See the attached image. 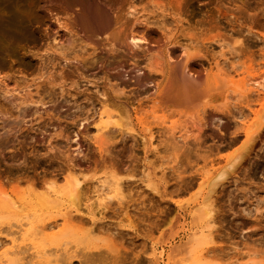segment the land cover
<instances>
[{
  "label": "rangeland",
  "instance_id": "1",
  "mask_svg": "<svg viewBox=\"0 0 264 264\" xmlns=\"http://www.w3.org/2000/svg\"><path fill=\"white\" fill-rule=\"evenodd\" d=\"M58 2L0 0V65L7 66L0 68V75H7L0 76V191L33 201L48 185L61 189L71 173L88 196L104 179H118L120 191L99 200L94 210L92 234L84 227L88 215L80 213L83 225L79 220L47 235L77 243L73 253L80 255L56 259L59 264H154L151 245L165 251L186 240L193 225L189 214L201 194L196 172L209 166L198 154L206 156L219 139L226 144L238 136L236 147L244 139L241 128L251 114L244 107L247 98L238 93L254 94L241 89L228 90L226 99L218 94L237 87L243 76L261 82L264 92V0H96L105 8L115 6L112 15L132 21L134 31L154 29L163 36L160 47L132 49L113 35L92 34L71 11L55 14L52 6ZM84 4L79 0L74 8L80 11ZM128 4L135 13L125 17ZM42 12L59 19V27L49 37L46 30L33 45L44 33L38 23ZM167 48L182 52L177 60L191 57L189 64L203 69L200 79L223 78L225 86L190 104L164 102L157 94L164 77L148 67H163ZM22 53L32 60L31 70L20 65ZM114 97L133 124L123 135L112 126L98 145L94 125L105 109L117 115ZM218 107L242 115L236 129L235 119L218 113ZM214 117L224 120V134L214 129ZM202 122L198 133L195 127ZM144 126L153 135L149 143L139 135L147 133ZM171 133L182 136L179 145L187 142L189 164L165 148L163 138ZM213 205L218 213L198 247L199 263L264 264V125L248 158L217 188ZM42 208L40 218L49 220H59L64 210ZM25 255L29 258V251Z\"/></svg>",
  "mask_w": 264,
  "mask_h": 264
},
{
  "label": "bare ground",
  "instance_id": "2",
  "mask_svg": "<svg viewBox=\"0 0 264 264\" xmlns=\"http://www.w3.org/2000/svg\"><path fill=\"white\" fill-rule=\"evenodd\" d=\"M77 1L79 0H60V2L52 6V10L55 14L61 12L65 13L67 11L73 12L74 15L82 21V26L84 28L85 26L86 28H90H87L89 32L91 31L92 34L96 35H113L128 49L137 47L140 44H147L149 47L151 45L157 47L161 45L160 42L163 40V36L161 37L158 31L154 29H146L144 32L142 31L143 33H140L143 29L135 28L136 31H134L131 23L132 21L129 19H122L121 22L122 15L116 13L113 16L112 11L115 6L105 8L98 4L96 0H85L84 7L78 11L74 8ZM134 13L135 9L128 4L125 9V17L133 15ZM51 19L52 18L46 15V13L44 14V12L40 14L38 23L44 33L36 35V38L33 39V45H39L44 38L46 30L47 33L49 31V37V34L54 33L53 29L59 27V19L54 17L53 21H56L57 24ZM55 39L56 38L53 37L51 40L55 41ZM58 43L59 41L54 45H57ZM177 49L173 48L170 51L168 48L166 49L164 58L165 63L160 69L147 66L148 68L158 70L164 77V84L157 90L158 96L162 98L161 100L164 102H175L179 105L190 104L199 99H207L212 90H218L225 86L222 80L223 78H211L209 81L200 79V71L203 72V69L198 64H189L191 60L190 56V60L187 58H182L183 60L179 59L183 57V55L180 54L181 51ZM179 54L182 56L177 60V55ZM20 65L24 70H31L32 60L22 53L20 54ZM155 66L158 67L157 65ZM0 68L6 70L7 66L6 64H4V66L0 65ZM137 71L140 74L143 72L140 68H138ZM247 72L249 74V69ZM3 76L7 75L3 74ZM3 76H1V78ZM144 77L146 78V76ZM235 84L237 87L222 89L218 95L223 99H226L229 95V93H227L228 90H232L233 93H236L237 89H241L242 91L249 90L250 93L254 94V97H252L243 92L238 93L239 97L243 96V98H247H244V107L247 109V112L251 114L241 128L244 139L241 140L239 147L234 146L237 141H240L238 139L239 137L235 135H233L234 137H231L227 143L225 141L226 144H224V141H221V139H219V143H217L218 141H215L216 143H213L212 141L213 145L212 147L209 146L207 148L209 153L206 154V156L204 154L203 156H201V154H198L200 156H197L196 154L197 157H203V160L205 161L208 159L209 166L202 170H197L196 172V175L198 176V180L196 179V185L201 194L189 214L190 221L193 225L190 228L186 240L179 244H172L165 251L163 249L158 250L157 247L151 245L150 254L154 264H200L198 257L202 256L200 255L202 252L198 247L203 243L206 235H208L206 229L213 223L215 215L218 213L213 205L217 188L223 184L228 176L234 174L236 169L241 166L246 158H248L253 149L255 140L259 137L260 130L264 125V92L261 90L262 83L258 80H251V78L248 79L243 76L236 81ZM113 101V104H116L119 108L117 111L118 113L114 116L107 112L106 109L99 113V121L94 125V140L96 144L103 139L105 133L112 126L123 135L128 133L126 130H128L133 124L132 117L124 111L123 102L115 97ZM217 112L235 119L233 121V126L235 125L234 127L236 129L240 116H242L240 113L235 116L232 108L229 107H218ZM214 118V120H217V124L213 126L215 127L214 129H216L219 135L224 134V130H222L223 128L220 127L223 125L224 120L220 117ZM205 125L206 124L203 122L200 126L195 125L197 126L195 127L197 132L199 133V131H202L201 129ZM144 130H146L147 133L141 132L139 134L140 138L141 140L143 139L142 142L149 143L153 136L152 132L149 131L150 129L147 126H144ZM172 134L173 133L168 134L167 137L163 138L165 148L170 146L174 153L179 152L187 161V164H189L190 160L188 154L190 148L187 145V142L183 141L181 142V145H179L180 143L178 142V139L182 136H172ZM216 139L217 138L213 140ZM193 140L197 142L201 139H199V136L197 135ZM196 144L198 145V142ZM223 146H225L226 149H223ZM220 150L226 151L223 153ZM177 155L179 157V154ZM220 160H223L222 164L219 166H213V164L219 163ZM179 173L180 172L177 171L176 175L178 176ZM104 180L108 181H102L100 184L96 185L98 186V189L95 191L96 194L88 196L80 185L81 180L71 173L67 175L66 183L61 189H56L53 186L48 185L36 195L33 201L29 199L24 200L16 193L12 194V192L0 191V264H29L30 262L31 264H59V257L56 256H60L64 253H69V258L78 256L79 253H73L77 252L75 251L77 243L70 244L69 240H63L60 242L58 236L48 237L47 235L53 231L56 232L57 228L60 230L59 228L66 224L72 222L75 224L79 220L81 221V217L77 215L80 213L88 215L90 222L89 224H86L85 222H88V220H85L84 227L88 233L92 234L95 230L94 210L100 206V203H98L99 200H104V198L109 199L116 195L121 189V182L118 179L110 181L109 179ZM189 185L191 186L192 183H189ZM172 201L173 203L177 202L176 199H172ZM27 205L30 206L28 209L29 213H22ZM57 205H61L64 209L59 215V220L44 219L45 216L40 218L43 209L42 207H53ZM79 224L80 222L77 225ZM85 229L83 228V231ZM27 251H29V258L25 255V252ZM178 254H183V256L174 260L173 257Z\"/></svg>",
  "mask_w": 264,
  "mask_h": 264
}]
</instances>
